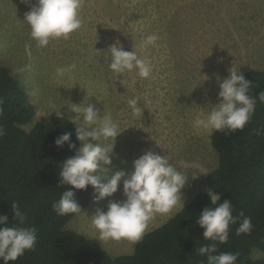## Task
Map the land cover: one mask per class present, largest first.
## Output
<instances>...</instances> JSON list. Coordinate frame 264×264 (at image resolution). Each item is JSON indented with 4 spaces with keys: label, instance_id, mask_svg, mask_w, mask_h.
Here are the masks:
<instances>
[{
    "label": "rangeland",
    "instance_id": "obj_1",
    "mask_svg": "<svg viewBox=\"0 0 264 264\" xmlns=\"http://www.w3.org/2000/svg\"><path fill=\"white\" fill-rule=\"evenodd\" d=\"M35 5L36 0H0V64L34 106L33 119L23 127L29 130L54 115L72 121L73 104H97L122 132L101 183L117 170L133 171V161L147 150L167 155L188 178L183 201L172 213L157 215L146 232L197 193L209 192L206 176L218 162L210 142L213 130L196 128L194 121L206 118L219 102V82L231 67L241 72L264 69V0H82V27L44 47L24 22ZM150 35L159 39L145 47ZM116 40L150 62L148 78L125 72L114 80L110 54L99 57L97 50L106 53ZM131 98H138L142 116L132 114ZM97 196L93 188L91 202L82 209L87 215L74 214L65 227L100 243L112 256L131 253L136 242L100 240L89 218L97 208L107 211L110 200L125 199L122 182L112 197ZM251 257L252 264H264V251L254 248Z\"/></svg>",
    "mask_w": 264,
    "mask_h": 264
},
{
    "label": "trees",
    "instance_id": "obj_2",
    "mask_svg": "<svg viewBox=\"0 0 264 264\" xmlns=\"http://www.w3.org/2000/svg\"><path fill=\"white\" fill-rule=\"evenodd\" d=\"M242 73L252 82L250 95L264 92V69ZM33 115L24 87L0 64V126L5 129L0 136V215L14 224L15 202L25 213L23 226L37 230L34 250L9 264H207L196 249L211 242L203 240L204 229L196 219L205 207L215 206L208 192L197 193L164 223L146 232L129 254L112 256L100 243L65 227L74 214L59 216L52 204L68 187L60 185L59 170L75 155L69 143L76 148L81 143L74 123L61 115L25 129ZM67 133L70 141L57 147L55 141ZM210 142L218 162L206 183L220 195L217 205L232 201L233 215L243 212L253 224L250 235L236 234L239 222L231 225L227 242H217V252L238 253L236 264H252L253 249L264 251V103L257 99L255 113L243 129L213 130ZM74 191L84 209L92 200L93 187Z\"/></svg>",
    "mask_w": 264,
    "mask_h": 264
},
{
    "label": "clouds",
    "instance_id": "obj_3",
    "mask_svg": "<svg viewBox=\"0 0 264 264\" xmlns=\"http://www.w3.org/2000/svg\"><path fill=\"white\" fill-rule=\"evenodd\" d=\"M81 8L82 0H36V5L25 14L24 22L30 28L31 37L40 47H44L51 39H68L71 33L82 27ZM158 39L157 35H150L144 41V46L154 45ZM97 51L99 57L110 54L109 67L114 80L125 72H135L142 79L148 78L151 73L150 62L140 58L133 50H124L119 40L109 45L106 53ZM251 87L252 82L240 70L231 67L229 76L219 82V102L211 107L206 118L197 117L194 127L214 131L243 129L255 113L257 99L264 103V92L254 97L249 94ZM127 103L134 116H142L138 98H131ZM73 105L77 106L70 108L76 113L72 122L77 125L76 138L81 146L76 148L75 144L69 143V149L76 150L75 155L63 162L59 170L60 185L68 187L60 199L52 204V210L59 216L81 214L82 208L75 200L74 190H85L90 185L98 192L97 199H104L112 197L122 182L125 199L110 200L107 211L97 208L89 218L100 240L139 241L157 215L166 216L180 205L183 201L181 190L188 178L169 162L167 155L147 150L133 161V171L117 170L107 183H101V175L109 171L116 156L115 141L122 132L118 123L105 115L97 104L88 100L86 104ZM3 135L5 129L0 126V136ZM70 136L67 133L59 137L55 141L56 146L62 147L70 141ZM109 140H114V143H104ZM208 195L215 206L205 207L196 223L204 229L203 240L211 243L197 248V254L205 256L207 264H236L239 254L218 253L217 242L226 243L230 226L238 222L236 234L250 235L253 229L251 217L243 212L234 216L232 201L225 200L217 205L220 195L213 190ZM12 209L14 224L9 225L7 216L0 215V225H3L0 227V261L3 264L14 262L26 251L34 250L37 242V230L23 226L25 213L20 206L12 202Z\"/></svg>",
    "mask_w": 264,
    "mask_h": 264
}]
</instances>
